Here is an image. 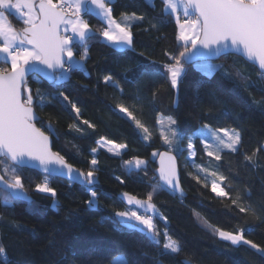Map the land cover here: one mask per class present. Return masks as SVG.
Returning <instances> with one entry per match:
<instances>
[{"label": "trees", "instance_id": "1", "mask_svg": "<svg viewBox=\"0 0 264 264\" xmlns=\"http://www.w3.org/2000/svg\"><path fill=\"white\" fill-rule=\"evenodd\" d=\"M154 5L153 9L144 0L110 2L118 22H125L122 14L135 12L145 16L143 22H130L133 45L123 51H118L100 36L106 27L102 19L94 13H85L84 19L95 32L94 39L89 40L87 45L90 52L85 71H77L70 81L62 85L42 80L37 84L29 80L27 86L33 90L34 104L37 102V88L51 101L46 102L43 109L36 108L41 121L36 126L45 130L51 120L55 128L53 150L64 155L73 167L85 172L88 170L92 149L98 147L97 141L101 137L127 143L128 148L121 157L101 149L96 153L101 169L98 173L99 205L96 208L88 207L86 200L89 194L84 185L24 169L25 191L35 204L30 206L27 201L21 200L14 202L13 208L5 209L2 202L6 194L0 192V216L3 217L0 220V244L7 251V257L0 256V264H72L73 259L75 264H97L98 260L108 264L115 256L127 257L136 264H157L158 259L163 264H183V261L191 264H264V255L249 245H232L214 232V228L230 232L244 229L245 238L264 247V213L260 210L261 204H264V166L246 168L241 156L226 154L219 162L222 165L220 171L229 177L230 184L225 190L232 194L233 199L239 195L243 206L252 204L257 216L240 213L228 198L216 197L210 186L203 187V180L198 184L192 178L196 173L195 167L186 166L187 150L179 155L171 152L178 158L186 197H173L158 190L153 203L168 218L169 233L184 249L174 258L158 257L157 248L143 239L140 233L130 235L114 215V209L124 210L127 206L121 196L123 192L144 199L158 182L156 159L162 151H169L158 133L161 117L176 119L177 129L185 137L197 133L202 122H206L213 127L243 129L244 151L264 142V111L254 103V100L264 99V76L242 58L230 55L217 62H203V65H223L233 71V61L240 62L250 76L247 91L243 90V82L230 79L223 72L205 76V70L199 67L202 63L186 65L184 62V74L177 90L162 76L148 78L141 75L143 71L162 70L163 65L169 62L166 53L175 55L183 50L180 46L182 42L178 40L179 28L175 17L161 15V0H154ZM9 20L17 29L23 27L18 18L9 16ZM152 23L158 24V27H151ZM76 58L79 59V56ZM4 66L9 65L0 62V67ZM109 73L119 81L129 98L139 89L141 96L151 99L150 90L158 89L154 103H146L143 108L138 106V112L134 113L149 128L151 137L148 141L133 122L113 111L120 102L131 107L132 100H122L115 88L102 83L103 76ZM132 80L138 83L127 82ZM59 91L66 92L78 103L81 118L95 124V131L86 125H82L85 129L83 136L69 131L68 125L77 121L70 106L51 99ZM194 142V164L215 169L217 162L205 154L200 139ZM186 144L187 140L184 141L185 148ZM153 152L157 153L155 157ZM134 157L147 161V175L142 171H133L129 175L123 162ZM260 162L264 165V158ZM117 177L125 183L121 184ZM45 179L56 189V198L34 191L35 184ZM207 179L209 183L212 180L211 177ZM247 192L251 193L250 200L245 198ZM208 224L213 227H208ZM65 256L67 261H62Z\"/></svg>", "mask_w": 264, "mask_h": 264}, {"label": "snow or ice", "instance_id": "2", "mask_svg": "<svg viewBox=\"0 0 264 264\" xmlns=\"http://www.w3.org/2000/svg\"><path fill=\"white\" fill-rule=\"evenodd\" d=\"M144 2L154 9V0ZM161 5L162 16L175 17L179 27L178 40L182 42L180 46L183 50L175 55L166 53L169 62L163 65L162 70L143 71L142 76L153 78L159 75L168 80L172 88H178L180 77L184 74V62L197 53L205 58L239 55L256 65L261 75H264V0H161ZM181 9L186 18L183 22ZM93 10H96V14L106 23V27L100 32V36L106 42L116 47L118 51L132 47L130 22H143L145 16L135 12L131 15L122 14L125 22H118L113 16L110 0H0V58L3 63L9 65L7 68L0 67V192L6 194L2 202L5 209L13 208L14 202L21 200L27 201L30 206L35 204L25 191L22 175L23 170L30 167H39L48 175L53 173L64 175L70 182L84 185L89 194V199L86 200L88 207L96 208L99 205L98 173L101 169L95 153L105 149L112 155L121 157L128 148L127 143H117L115 140L101 137L100 141H97L98 147L92 149L93 155L85 172L74 168L64 155L52 150L55 128L51 120L48 121L45 130L36 126L41 122L36 114V108L43 109L46 102L51 101L37 88V102L34 104L33 90L27 86L29 76L37 84L41 80H47L52 84L62 85L70 81L77 71H85V62L89 59L90 52L87 45L89 40L94 39V35L91 25L84 19V13H91ZM190 10L192 15L189 14ZM9 16L18 18L23 27L17 29L9 20ZM151 27L157 28L158 24L152 23ZM189 49L194 51L190 53ZM201 49L207 51L202 52ZM232 67L233 71H229L223 65L209 63L205 66L204 75L211 77L217 71L223 72L228 78L243 82V90L247 91L250 86L247 83L250 79L249 74L238 61H233ZM125 79L127 80L126 77ZM127 82L138 83L136 80ZM102 83L115 88L122 100H132L131 107L120 102L113 111L123 114V119L133 122L135 127L143 132L144 139H150L149 128L134 113L138 112V106L143 108L146 103L153 104L158 89L150 90L151 99L141 96L139 89L129 98L113 74L104 75ZM51 99L61 102L66 107L70 106L71 112L75 114L77 122L68 125L69 131H75L83 136L85 129L82 125L95 131L96 125L81 118V108L69 94L59 91V94ZM254 103L264 111V99L254 100ZM208 114H211V108L208 109ZM158 122L161 125L160 135L170 150L161 154L158 182L144 199L123 192L121 196L127 206L124 210L114 209V215L119 218L130 235L140 233L143 239L157 248L158 257L174 258L182 254L184 249L169 233L168 218L153 203V197L158 190L173 197L184 196L180 173L175 163L176 156L170 152L175 151L179 155L187 150L190 159L194 161L196 154L194 141L199 138L205 154L216 161L217 166L213 169L194 164L196 173L192 178L198 184L203 180V187L210 186L216 197L228 198L240 213L257 216V210L252 204L243 206V200L239 195L233 199L232 194L225 190L230 184L229 177L220 171L222 165L219 162L226 154L237 155L242 157V163L246 168H260L264 166L260 162L261 158H264V142L244 151L243 129L213 127L202 122L198 137H185L174 127L177 120L171 116L167 117L166 126L164 119ZM152 155L155 157L157 153L153 152ZM123 163L129 175L133 171L137 173L142 171L147 175L146 160L134 157ZM208 177L212 178L210 183ZM117 180L121 184L125 183L120 177H117ZM34 191L51 198L58 196L56 189L50 186L47 179L35 184ZM245 198L250 200L251 193L247 192ZM53 203L56 205L57 201L54 199ZM260 210L264 213V204H261ZM2 219L0 216V220ZM204 222L207 224L206 220ZM161 224L165 227L161 228ZM208 227L213 226L208 224ZM214 232L220 239L230 241L232 245L243 243L264 255V247L245 238L244 229L230 232L214 228ZM0 256L7 257L6 248L2 244ZM67 259L66 256L62 257V261ZM72 264H75L74 259ZM97 264H102V261L98 260ZM108 264L136 262L127 257L115 256ZM157 264H163V261L158 259Z\"/></svg>", "mask_w": 264, "mask_h": 264}, {"label": "water", "instance_id": "3", "mask_svg": "<svg viewBox=\"0 0 264 264\" xmlns=\"http://www.w3.org/2000/svg\"><path fill=\"white\" fill-rule=\"evenodd\" d=\"M191 12H192V10H191ZM193 14V13H192ZM194 50H192V49H189V52L191 53V52H193ZM200 51H202V52H206L207 50L206 49H201ZM235 56H238V57H240V58H242L241 56H239V55H235ZM224 56H220V57H215V56H213V57H209V58H205V57H202L199 53H197L196 55H194V56H192V58L191 59H188V60H186L185 61V64L186 65H195V64H197V63H203V62H217L218 60H220L221 58H223ZM243 59V58H242ZM244 61H246L245 59H243ZM247 63H249V64H251V65H253L250 61H246ZM253 66H255L257 69H258V67L256 66V65H253ZM258 71H259V69H258ZM260 72V71H259ZM264 76V75H263ZM30 79H33L31 76H29V79H28V82H29V80ZM42 81H44V82H46V83H48V84H52V83H50L49 81H47V80H42ZM52 150H53V140H52ZM54 151V150H53ZM165 152H169V151H162L161 153H159V155H158V157H157V159H156V167H157V170H156V172H155V175H156V177L158 178V172H159V169H160V167H161V154H163V153H165ZM170 154L171 155H173V156H175L173 153H171L170 152ZM165 162L167 163V159L165 158ZM175 163H176V165H177V168H178V170H179V173H180V178H181V168H180V165H179V161H178V158H177V156H176V161H175ZM75 168V167H74ZM25 169H29V170H33V171H36V172H38V173H40V174H42V175H45V176H48V177H56V178H59V179H63V180H66V181H68V182H70V180H69V178L68 177H66V176H64V175H60V174H57V173H53L52 175H48V174H46V173H44L43 171H42V169L41 168H39V167H30V168H25ZM70 183H72V182H70ZM73 184H77V185H81L80 183H73ZM181 186H182V184H181ZM183 197H186V193L184 192V196ZM121 226L122 227H124V225L121 223ZM125 228V227H124ZM183 264H189V262H187V261H183ZM191 264V263H190Z\"/></svg>", "mask_w": 264, "mask_h": 264}, {"label": "rangeland", "instance_id": "4", "mask_svg": "<svg viewBox=\"0 0 264 264\" xmlns=\"http://www.w3.org/2000/svg\"><path fill=\"white\" fill-rule=\"evenodd\" d=\"M189 14L190 15H192V12H191V10H190V12H189ZM102 18V17H101ZM184 19H186L184 16H183V10L181 9V22H183V20ZM179 28V27H178ZM0 62H2V58H0ZM212 64V63H211ZM205 64L203 65V63L202 64H200V66L199 67H202V69H204V70H206V68H205ZM5 68H7L8 66H4ZM181 78V77H180ZM176 90L178 89V88H175ZM160 119H164L165 120V126L167 125V118H164V117H161ZM159 119V120H160ZM174 127H176L177 128V126L175 125ZM140 132H141V134H142V137L144 138V134H143V132L140 130V129H138ZM160 130H161V125L158 123V133H159V135H160ZM198 135H199V131L197 132V133H195L194 135H192V136H189V137H198ZM161 136V135H160ZM161 138H162V136H161ZM145 140H149V139H145ZM162 140H163V138H162ZM163 144L167 147V150H169V146L168 145H166L165 143H164V140H163ZM101 150H105V149H101ZM106 151V150H105ZM126 151V150H125ZM170 151V150H169ZM108 152V151H107ZM171 152H173V153H175V154H177L175 151H171ZM110 153V152H109ZM110 154H112V153H110ZM95 155H96V153H95ZM188 167H191V168H193L194 167V161H192L191 159H190V157H189V153H188V162H187V164H186ZM123 257V256H122Z\"/></svg>", "mask_w": 264, "mask_h": 264}, {"label": "crops", "instance_id": "5", "mask_svg": "<svg viewBox=\"0 0 264 264\" xmlns=\"http://www.w3.org/2000/svg\"><path fill=\"white\" fill-rule=\"evenodd\" d=\"M112 1H113V0H110V2H112ZM85 13H87V12H85ZM85 13H84V14H85ZM91 13L96 14V10H93V12H91ZM96 15H97V14H96ZM97 16H98V15H97ZM98 17H100V16H98ZM100 18H101V17H100ZM101 19H102V18H101ZM102 20H103V19H102ZM103 21H104V20H103ZM105 24H106V23H105ZM93 33H95L94 30H93Z\"/></svg>", "mask_w": 264, "mask_h": 264}, {"label": "built area", "instance_id": "6", "mask_svg": "<svg viewBox=\"0 0 264 264\" xmlns=\"http://www.w3.org/2000/svg\"><path fill=\"white\" fill-rule=\"evenodd\" d=\"M32 80H34V79H32Z\"/></svg>", "mask_w": 264, "mask_h": 264}]
</instances>
